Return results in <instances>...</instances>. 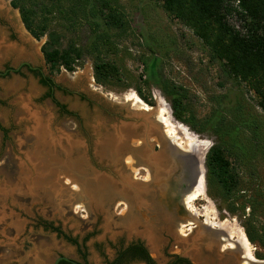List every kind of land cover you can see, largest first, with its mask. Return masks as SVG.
<instances>
[{
    "label": "rangeland",
    "instance_id": "rangeland-1",
    "mask_svg": "<svg viewBox=\"0 0 264 264\" xmlns=\"http://www.w3.org/2000/svg\"><path fill=\"white\" fill-rule=\"evenodd\" d=\"M10 1L0 0V125L6 131L4 133L0 129V264H52L58 256L82 259L79 249L89 264H105L116 257L122 246L135 238L142 240L157 264H164L168 256L173 254L188 258V253L192 264H210L202 263L199 256L189 251L188 246L178 243L164 230L158 237L151 228L150 231L154 232L148 237L132 233L133 230H128V226L122 223L108 225L110 214L113 221L120 220L128 196H121L117 186L99 188L103 191L100 195L85 191L84 188V185L94 186L101 179L121 186L120 179L125 176L136 184L146 181L144 177L149 174L148 166L142 167L132 161V157L125 153L127 148L121 152L126 156L118 161L115 156L114 167H108L106 157L95 150L96 137L108 130L110 125L128 116V108L143 110L127 99L130 93L139 97L135 87L143 81L148 82V85H142L143 94L151 96L156 106L157 100L162 99L170 110L169 98L159 88L161 78L184 89L185 102L197 120L210 121L202 133L193 131L206 147L200 151L202 158L215 142L211 126L218 117L226 116L238 123L257 126L255 135L250 129L245 131L242 127L237 131L240 145L247 144L248 152L240 156L239 192L231 199L222 197L219 186L208 181L205 169L203 182L206 198L196 200L193 210L198 212V218L204 223L208 217L212 223L205 224L210 227L220 229L218 224L226 220L230 227L244 234L247 228L256 238L262 236L264 239V112L258 107L257 97L248 85L228 78L221 66L209 58L208 49L188 27L171 18L155 0H110L111 6L121 14L126 30L120 33L102 27L109 37L110 50L105 56L117 65L125 81L108 87L96 84L92 70L93 57L88 53L84 54L75 71H54L51 78L61 88H67L69 93L54 89L53 94L58 101L66 104L68 110L77 114L72 117L60 113L49 98H44L48 89L39 83L38 77L28 68L22 67L27 63L33 68H40L47 75L48 69L41 52L46 35L40 40L32 37L24 27L19 9L13 8ZM17 2L27 7L38 3L37 12L46 18L48 31L57 34L63 48L76 43L86 49L95 38V30L90 27L88 19L85 20L80 14L71 19L66 3L62 10H57L53 0ZM227 19L236 30L244 33L242 21L236 15ZM7 68H10L8 74ZM17 70L20 71L16 73ZM36 125L47 127L50 136H45L44 129H41L38 137L33 131ZM181 125L192 131L188 125ZM252 135L256 139H250ZM66 138L70 142L64 141ZM47 139L56 144L53 151ZM254 141L257 147L249 153L248 146ZM62 143L68 149L63 148ZM154 147L157 150V146ZM103 150L100 153L104 154ZM41 159L46 166L40 167ZM165 159L173 163V160ZM124 163L128 166L123 167ZM59 170L78 178L76 181L80 184V193H73L72 183L66 181ZM117 175H120L119 179ZM41 188L49 193L39 195ZM241 190L244 192L241 193ZM97 195L100 199L96 207ZM109 197H114L113 202ZM128 199L132 201V198ZM232 199L237 200L233 213L227 209L233 206ZM243 202L250 204L244 210L240 207ZM129 203L135 210L136 202ZM165 209L169 212L167 206ZM206 211L209 216L204 215ZM141 215L137 208L134 215L130 214V218L137 220L138 216L145 221ZM164 219H168V216H164ZM41 221L59 227L64 234L75 239L77 244L46 229ZM143 221L147 223V220ZM154 221L159 223L161 220ZM180 223L176 229L177 234L184 237L194 234L196 229H192V223ZM234 237L231 241L236 239ZM254 242H250L251 255L258 260L256 254L264 255V248H261L257 239ZM222 245L228 247L224 241ZM222 248L233 251L238 249L236 245L233 249ZM212 252L210 246V251L206 253L209 260L217 258Z\"/></svg>",
    "mask_w": 264,
    "mask_h": 264
},
{
    "label": "trees",
    "instance_id": "trees-1",
    "mask_svg": "<svg viewBox=\"0 0 264 264\" xmlns=\"http://www.w3.org/2000/svg\"><path fill=\"white\" fill-rule=\"evenodd\" d=\"M161 4L166 13L184 26L188 27L193 34L208 49L209 58L216 61L226 74V76L236 83H245L257 97V105L264 112V0H155ZM66 3L71 19L80 14L85 20L88 19L90 27L95 30V38L85 49L71 43L67 47H61L57 34L48 31L46 18L41 16L36 10L38 3L31 6L19 4L17 0H11L13 8H18L21 20L26 30L32 37L40 40L46 35V40L41 46L45 65L48 69L45 75L40 68H33L28 65L22 67L38 77L39 83L48 90L44 98H49L59 109L60 113L76 117L74 111L68 110L66 104L58 101L53 90H60L69 93L67 88H61L51 78L54 71L65 69L68 72L75 71L79 66L85 53L93 57L92 70L96 84L103 87L124 83L121 72L117 65L106 58L109 52V37L104 32L103 26L108 29L120 31L126 30L125 22L119 11L112 7L110 0H53L55 9L62 10ZM236 15L242 21L244 33L236 30L228 21L229 16ZM102 30V31H101ZM9 73L10 68H7ZM20 70H17L18 73ZM142 85H148L143 81L140 86L135 87L138 96L150 106L154 105L151 96L143 94ZM161 92L169 98L171 113L175 120L184 123L195 133H202L210 121L207 119L197 120L192 113L186 100V94L181 86H177L167 79L161 78L159 85ZM82 100L85 97H81ZM251 126V125H250ZM248 126L238 123L226 116L218 117L212 124L211 129L215 135V142L208 149L205 155L206 177L210 183L219 186L220 194L224 198L232 197L239 192L240 175L238 167L242 158L247 152V144L240 145L238 139V128L245 131L250 129L256 134L257 126ZM0 129L5 133V129ZM240 133V132H239ZM252 135L250 139H256ZM251 140V141H252ZM257 147L254 141L249 153ZM231 199V198H230ZM232 207L228 211H234L237 200L232 199ZM248 202L241 204L244 210ZM238 209V208H237ZM46 229L57 232L66 240L77 244L75 239L64 234L59 227L52 223L41 221ZM248 240L251 243L257 239L261 248H264V239L255 237L245 228ZM85 255V254H84ZM257 258L263 259V254H256ZM85 258V256H83ZM175 261L168 264H192L187 258L174 255ZM134 260L145 261L146 264H156L143 243H130L126 247L118 250L116 257L108 264H123ZM67 260H60L58 264H70Z\"/></svg>",
    "mask_w": 264,
    "mask_h": 264
},
{
    "label": "water",
    "instance_id": "water-1",
    "mask_svg": "<svg viewBox=\"0 0 264 264\" xmlns=\"http://www.w3.org/2000/svg\"><path fill=\"white\" fill-rule=\"evenodd\" d=\"M15 70V69H14ZM154 106L151 107H155ZM127 109V108H125ZM130 109V108H128ZM129 115L125 116V118L122 121H119L118 123H114L110 125L109 129L106 131L101 132L96 137V146L95 149L96 152L104 157H106L107 165L108 167H114V164L116 162L115 156L118 161L119 159L126 154L130 155L132 157V161H135L136 164L140 166H150V162H147V158L150 156L157 155V153L160 152L159 145L155 142L157 138L163 139L170 145V149L173 150V154L169 151H165V160L171 159L173 160L175 169L179 172V170L186 172L187 180L186 183L182 185L180 191L176 193L175 197L170 196L168 194L166 201H162L161 198H159L160 205L158 206V209L165 215L168 216V219H161L159 223L149 222L151 224V228L155 230L156 235L159 237V234L164 231L168 232L172 237L177 240L178 243H184L188 246L189 251H193L194 254L199 256L201 259V262H208L210 264H219L221 262H225L223 264H226V262L232 261L233 264H240L241 261V254L240 251H233V250H221L222 240L219 237L220 230L219 228H212L208 227L204 222L200 221L198 218V214L190 212L186 207L184 208L182 201L178 200L180 196L182 197L185 192L191 190L198 182L199 176H204L205 180V156L202 163V170L198 168V165L195 164V157L191 155L190 152L180 151L176 149V147L173 145L171 139H167L164 137L163 128L161 123L157 120L155 113L153 111H143L141 109L139 110H128ZM171 110V108H170ZM175 120V119H174ZM176 122H179L175 120ZM181 123V122H180ZM182 124V123H181ZM188 128V127H187ZM41 129L43 130V133L50 136L51 132L48 130L47 127H42L41 125H36V127L33 129L35 131V134L39 137V134L41 133ZM193 133V131H190ZM195 134V133H194ZM50 139V137H49ZM47 139L49 147H51V151H53V148L56 146V144L53 143V141ZM154 146H157V150ZM124 148H127L124 155L121 154ZM55 149V148H54ZM101 149H104V154L100 153ZM207 152V151H206ZM61 153V152H60ZM117 154V155H116ZM62 155V154H61ZM206 155V153H205ZM120 159V160H121ZM122 161H120L121 163ZM118 169V168H117ZM118 172V170H116ZM118 179L120 175H117ZM81 180H84V177L81 175ZM160 177V175H159ZM111 177H108L110 179ZM113 180V179H112ZM114 179L113 181H115ZM88 184L87 182H85ZM171 186V185H170ZM169 187V186H168ZM39 195H47L49 192L45 188H41L40 192H38ZM49 197V196H48ZM48 197H45L48 199ZM163 196L162 198H164ZM176 201V205L172 207L171 202L174 200ZM96 205V204H95ZM167 206V209H169V212H166L165 207ZM97 207V206H96ZM137 208H135V211H137ZM134 211V212H135ZM175 214H178L179 216L175 218ZM185 216V217H184ZM184 220H182V219ZM187 221H191L194 225L192 229L194 230V234H188L187 236H180L176 233V229L178 226H180V222L186 223ZM154 223V224H153ZM198 228V229H197ZM223 232V231H222ZM193 233V232H192ZM201 238L204 239L201 241ZM217 239L216 247L212 253L215 254V257H213L212 260H209L206 253L210 251L211 246V239ZM215 243V242H214ZM179 244V245H180ZM190 251V252H191ZM188 258H191L188 253ZM60 260H70L66 256H58L54 259L52 264H57ZM259 261H263L264 259H258ZM254 264H264V262H256Z\"/></svg>",
    "mask_w": 264,
    "mask_h": 264
},
{
    "label": "bare ground",
    "instance_id": "bare-ground-1",
    "mask_svg": "<svg viewBox=\"0 0 264 264\" xmlns=\"http://www.w3.org/2000/svg\"><path fill=\"white\" fill-rule=\"evenodd\" d=\"M127 99L129 101H131L133 104H137V105L141 106L143 108V111H148V112L153 111L155 113L156 118L159 120V122L162 125L164 137L167 139H171V141H172L173 145L176 147V149H178L180 151L190 152L191 155L193 157H195V164H197L198 168H200L201 172H203L202 163H203L204 157L202 158V154L200 153V151L205 150V148H206L205 145L203 146L202 142L197 139L196 135L193 134L192 132H190L184 125H181L180 123H177L174 121L167 104L162 99H158L157 100V106L152 108V109L147 104H145L139 97H137L135 94L130 93L129 95H127ZM141 107H139V108H141ZM60 137H62V136H60ZM60 140H61V138H60ZM67 140H68V138H66L64 141H67ZM68 141L70 142V140H68ZM60 143H61V141H60ZM157 143L160 145V148H159L160 152L157 153V155H154V156L152 155L149 158H147L148 159L147 162H150L151 164L148 167L149 168L148 169L149 174H147V176L144 177V179L146 180L145 181L146 183L143 181L141 184H139V183L136 184L135 182L132 183L125 176L124 179L123 178L120 179L121 186L118 185L119 183L116 184V183H113L111 181L109 184L108 182H106L105 180H102V179L99 183L97 182L96 184H94V186L89 185L90 187L89 186L86 187V185H84L85 191L96 192L99 195H100V193L103 192L99 188H102L103 186H109V185H110V188H112V186H117L118 190H120L119 192L121 194L120 193L119 194L121 196L126 195V196H128V198L129 197L132 198V201L136 202L135 204H137L136 207L141 205L140 208H138V210L141 212L142 218L147 220V223L145 224V223H142L140 221L138 216H137L138 221L130 218V214L132 213L134 215L135 210L132 209V207L129 203V199L127 198V199H125L127 202H125V206L123 208L124 210H122V212L120 213V220L119 221H115V220L113 221L112 214H110L109 215L110 219L107 222L108 225L109 224L112 225L114 223H116V224L122 223V225L128 226L127 227L128 230H133V231H131L132 233H137L140 235L143 234V235L148 236V237H151L153 235L154 231L153 232L150 231V229H151L150 225L151 224L149 222H151L153 220V218L155 216H157V214L154 216V212L149 210V209L152 208L151 202L154 199V197H153L154 193L156 191L162 192V190L159 187V185H160L159 182L163 181L162 179H164L162 177V174L166 173V175H167L166 178H168V177L171 178L172 176H176L178 178V176L180 174L182 175V174L186 173V172H183L181 170H179V172H178L175 169L176 167L174 166V164H170L167 161L163 160V158H166L165 157V151L166 150L173 154V150L170 149L171 147H170L169 143H167L166 141H164L163 139H160V138L157 141ZM62 144L61 145L63 148L68 147L66 144H64V143H62ZM42 160L43 159L40 160V163H41L40 167L47 165L46 163H43L45 161L43 160V162H42ZM127 166H128V164H126V163L123 164V167H127ZM119 169H121V168H119ZM59 171H60V175H62L63 178H66L65 179L66 181L72 183L73 191H74L73 193H80V190H79L80 184H79V182H77L78 178L73 177L70 174H66L63 170H59ZM73 172L77 173L75 171H73ZM75 175L77 176V174H75ZM159 175H160V177H159ZM203 181H204V176L200 175L197 184L191 190H189L187 192V194L185 195V198H184L185 206L189 210H191L192 213H195V214H198V212L196 210H193V203L198 199H205L206 198L205 187H204ZM167 182H166V185H168ZM169 185H171L170 188H172L174 190V185L172 184V182ZM114 190H115V187H114ZM118 190L116 189V191H118ZM168 192H169V190H168ZM99 195H97L98 199L95 200L96 206L98 204V200L100 199ZM106 199L108 200V198H106ZM109 200L113 202L114 197H111V198L109 197ZM209 211L213 213L212 210H209ZM208 214L209 213L206 211L204 215L209 216ZM207 218H205L206 222L212 223V221H209V219H207ZM145 221H143V222H145ZM187 222L192 223L191 221H187ZM218 225L220 226L219 230H220V234H221L220 236L222 237L221 240L224 241V244H226V243L229 244L228 246H230V248H234V246L236 245L239 248V250H241L242 260H241L240 264H254L256 262H264V260L259 261V260L253 259V256L251 255V249H252L251 244H250L247 236L242 231H240L236 228H232L233 226L230 227L227 224L226 220H224L222 223H219ZM219 226H217V227H219ZM233 237L236 239L234 241H231V238H233ZM203 240L204 239L201 238V241H203ZM214 240L215 239H211V241H212L211 244H213ZM181 244L184 245L185 247L187 246L184 243H181Z\"/></svg>",
    "mask_w": 264,
    "mask_h": 264
},
{
    "label": "flooded vegetation",
    "instance_id": "flooded-vegetation-1",
    "mask_svg": "<svg viewBox=\"0 0 264 264\" xmlns=\"http://www.w3.org/2000/svg\"><path fill=\"white\" fill-rule=\"evenodd\" d=\"M23 65H28V66H30L29 64H27V63H25V64H23ZM22 65V66H23ZM37 68V67H36ZM8 70V69H7ZM41 70V69H40ZM166 173H164V174H162V177L164 178V179H162L163 181H160L159 182V187H160V189L162 190V192H160V191H156L155 193H154V199H153V201L151 202V206H152V208H151V211H153L154 212V216L157 214V216H155L154 218H153V220H152V222L154 221V220H159V219H162V218H164V214H162L161 213V211L158 209V206H159V204H160V201H159V198H161V200L164 202V201H166V200H168L167 199V196H168V194H170V196H172V197H175V195H176V193H178V191H180V189H181V187H182V185L183 184H185L186 183V180H187V174L185 173V174H180L179 176H178V178L176 177V176H172L171 178H166ZM166 180V181H165ZM169 180V181H168ZM165 181V182H164ZM168 181V182H167ZM166 182H167V184L168 185H166ZM172 182V184L174 185V190L172 189V188H170V183ZM169 186V187H168ZM171 189V190H170ZM168 190H169V192H168ZM188 192V191H187ZM187 192H185L184 193V195L181 197L180 196V198H178V200H180V202L182 201V204H183V206H184V208L186 207L185 206V204H184V197H185V195L187 194ZM244 192V190H241V193H243ZM163 196H165L164 198H162ZM174 199V198H173ZM130 200V199H129ZM176 201L177 200H173L172 202H171V204H169V205H171L172 207H174L175 205H176ZM129 202H131L132 203V201H129ZM135 202L133 201V203L132 204H134ZM155 206V207H154ZM131 207L133 208V206L131 205ZM139 207V206H138ZM175 208V207H174ZM188 209V208H187ZM191 212V211H190ZM160 213V214H159ZM179 215L178 214H175V218H177ZM221 220V219H220ZM223 220V219H222ZM138 221V220H137ZM140 221L142 222V220L140 219ZM206 222V221H205ZM207 223V222H206ZM193 224V223H192ZM185 225H187V224H185ZM185 225H183V226H185ZM182 226V225H181ZM208 227H210L209 225H207ZM212 228H216V227H212ZM246 234V233H245ZM247 236V235H246ZM215 239V238H214ZM232 239V238H231ZM217 239H215L214 240V242H213V244H211V247H212V251H214V249H215V247H216V243H217V241H216ZM130 243H143L142 242V240H140V238H135V239H133ZM129 243V244H130ZM129 244H127V245H129ZM126 245V246H127ZM144 245V244H143ZM229 245V244H228ZM126 246H122V247H126ZM145 247V246H144ZM221 247H223L222 249H225V248H230V246H228V247H224L223 245H221ZM238 248V247H237ZM233 249V248H232ZM239 250V248L237 249V250H235V251H238ZM79 251H80V253H81V255L82 256H84V253H82V251L79 249ZM240 251V254H241V250H239ZM212 254H214V253H212ZM174 255H178V256H181V255H179V254H173V256H168L169 258L167 259V261L164 263V264H168V263H171L172 261H175V257H174ZM215 256V255H214ZM183 257V256H182ZM185 258H187V257H185ZM70 259V258H69ZM190 262H191V260L189 259V258H187ZM241 259H242V254H241ZM67 261H69V262H71L70 264H89L86 260H85V258L84 257H82V259H77V260H73V259H70V260H67ZM108 262H111V261H108ZM108 262H106L105 264H108ZM131 262H142L143 264H146V262L145 261H140V260H134V261H131ZM156 262V261H155ZM192 263V262H191ZM58 264V263H57ZM123 264H125V263H123ZM127 264V263H126ZM156 264H157V262H156Z\"/></svg>",
    "mask_w": 264,
    "mask_h": 264
}]
</instances>
